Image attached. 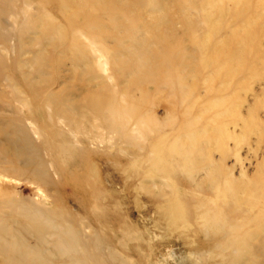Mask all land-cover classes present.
Listing matches in <instances>:
<instances>
[{
    "label": "rangeland",
    "instance_id": "1",
    "mask_svg": "<svg viewBox=\"0 0 264 264\" xmlns=\"http://www.w3.org/2000/svg\"><path fill=\"white\" fill-rule=\"evenodd\" d=\"M0 264H264V0H0Z\"/></svg>",
    "mask_w": 264,
    "mask_h": 264
},
{
    "label": "bare ground",
    "instance_id": "2",
    "mask_svg": "<svg viewBox=\"0 0 264 264\" xmlns=\"http://www.w3.org/2000/svg\"><path fill=\"white\" fill-rule=\"evenodd\" d=\"M20 233V232H19ZM21 236V235H20Z\"/></svg>",
    "mask_w": 264,
    "mask_h": 264
}]
</instances>
